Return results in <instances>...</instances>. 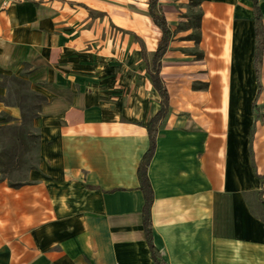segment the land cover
<instances>
[{"label": "crops", "instance_id": "crops-1", "mask_svg": "<svg viewBox=\"0 0 264 264\" xmlns=\"http://www.w3.org/2000/svg\"><path fill=\"white\" fill-rule=\"evenodd\" d=\"M1 1L0 78L29 64L26 79L46 100L24 181L0 170V264H155L136 176L143 124L161 101L147 72L160 37L147 0L137 17L147 77L119 108L108 86L84 77L73 87L66 44L54 42L62 13ZM183 1L159 0L172 37L159 73L168 106L147 167L153 243L165 264H264V53L258 91L252 0H199L197 41L180 26ZM19 119L0 99V126Z\"/></svg>", "mask_w": 264, "mask_h": 264}, {"label": "rangeland", "instance_id": "rangeland-1", "mask_svg": "<svg viewBox=\"0 0 264 264\" xmlns=\"http://www.w3.org/2000/svg\"><path fill=\"white\" fill-rule=\"evenodd\" d=\"M146 0H2L1 3L52 5L63 14V30L54 31V42L65 43V63L73 76V87L79 78L90 83H101L119 108L121 96H131L135 84L147 77L144 58L145 45L138 32V11ZM199 0H184L180 13L185 19L181 27L191 29L196 36ZM62 35V37H61ZM92 54L95 70L83 54ZM32 67L24 65L17 75L0 78V99L7 105L15 104L20 119L0 126V170L11 183L24 181L26 171L35 162L39 146L38 118L44 95L31 87L26 73ZM67 73V72H66ZM74 73V75H73ZM101 77V80L99 79ZM100 80V81H99ZM77 89V88H74ZM104 91V90H103ZM7 116L1 118L8 119ZM3 122V121H2Z\"/></svg>", "mask_w": 264, "mask_h": 264}, {"label": "trees", "instance_id": "trees-1", "mask_svg": "<svg viewBox=\"0 0 264 264\" xmlns=\"http://www.w3.org/2000/svg\"><path fill=\"white\" fill-rule=\"evenodd\" d=\"M252 9L253 28L255 34V45L252 63L258 80L259 66L262 61V53H264V30H262V16L264 15H262L260 11L258 0H252ZM147 11L154 25L160 30V37L156 44V48L151 61V66L148 68L147 72L149 74L150 82L153 88L159 94L161 101L159 108L154 112L150 119L143 124L147 132L149 144L147 149L141 155L140 160L137 164L136 176L138 180V188L141 190L143 195V205L141 209L142 226L145 234V239L150 251V255L155 264H165L162 255L159 250L155 247L152 238V223L150 210L153 200V190L147 175V167L155 150L157 124L166 113L168 106V92L163 84L159 73L161 66V58L165 53L166 49L168 48L169 41L172 37V31L170 29L168 21L166 20L165 14L159 3V0H147ZM198 26L199 14L196 24V30ZM197 39L198 36L196 34V41ZM142 54H144L143 48ZM259 89L260 84L258 80V91Z\"/></svg>", "mask_w": 264, "mask_h": 264}]
</instances>
